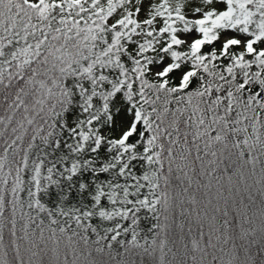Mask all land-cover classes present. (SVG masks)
<instances>
[{"label": "snow or ice", "instance_id": "1", "mask_svg": "<svg viewBox=\"0 0 264 264\" xmlns=\"http://www.w3.org/2000/svg\"><path fill=\"white\" fill-rule=\"evenodd\" d=\"M0 264H264V0H0Z\"/></svg>", "mask_w": 264, "mask_h": 264}]
</instances>
